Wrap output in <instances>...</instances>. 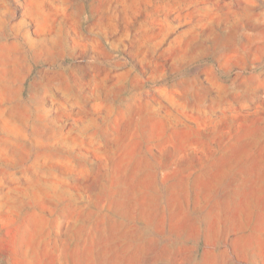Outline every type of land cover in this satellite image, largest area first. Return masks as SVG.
<instances>
[{"label":"rangeland","instance_id":"1","mask_svg":"<svg viewBox=\"0 0 264 264\" xmlns=\"http://www.w3.org/2000/svg\"><path fill=\"white\" fill-rule=\"evenodd\" d=\"M0 264H264V0H0Z\"/></svg>","mask_w":264,"mask_h":264}]
</instances>
